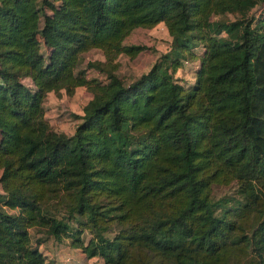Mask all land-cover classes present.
<instances>
[{"label":"trees","instance_id":"obj_1","mask_svg":"<svg viewBox=\"0 0 264 264\" xmlns=\"http://www.w3.org/2000/svg\"><path fill=\"white\" fill-rule=\"evenodd\" d=\"M263 3L0 0V204L17 208L0 222V264H47L31 230L60 239L72 225L93 232L101 264H264V14H244ZM225 12L240 17L210 19ZM158 22L174 45L126 81L123 39ZM90 49L102 59L86 66L103 78L77 69ZM192 59L186 87L174 73ZM61 84L90 94L71 143L44 117L46 94ZM124 123L145 131L128 154L113 134ZM230 181L241 201L216 213L211 187ZM108 204L113 219L100 210ZM175 225L184 229L172 237Z\"/></svg>","mask_w":264,"mask_h":264},{"label":"rangeland","instance_id":"obj_2","mask_svg":"<svg viewBox=\"0 0 264 264\" xmlns=\"http://www.w3.org/2000/svg\"><path fill=\"white\" fill-rule=\"evenodd\" d=\"M264 14V5L256 4L251 9L244 12L245 18L259 16ZM240 17L238 12H225L220 14H212L210 19L216 21H230ZM253 24V23H252ZM216 37H225L223 31H217L214 34ZM144 45L146 48L140 51L135 57L129 58L126 53L127 49L135 45ZM174 45L173 38L167 33V30L162 22H158L152 27H136L134 28L123 41L122 52L118 56L117 74L126 79L132 80L145 72L152 64L159 65L160 53L166 51ZM130 46V47H129ZM129 47V48H128ZM202 46L198 44L192 51L195 54L202 53ZM41 52L46 54L47 47L41 46ZM102 57L98 49H90L81 53L78 63V68H84L87 76L103 78V75L92 67H87L88 61L97 60ZM198 60L192 59L184 61L175 71L174 77L184 86L189 87L195 78V69L198 66ZM21 81L30 86L29 76H21ZM66 85L61 84L49 91L44 100V117L54 131L63 135L68 143L72 142L75 125L80 120L81 107L89 97V92L84 87L74 89L72 94L66 92ZM118 129L113 130L114 136L117 138L118 150L126 154L130 153L133 148L140 145L141 140L145 136V131H132L127 123L117 125ZM257 186L264 191V181H257ZM1 194V190H0ZM210 197L214 204L216 213L221 212L225 206H230L241 201V196L236 192L234 181H230L225 185H213L210 190ZM54 199L50 198L45 209L52 211L54 208ZM100 210L103 214L113 219L118 214L117 205L108 204L102 205ZM17 213V208L7 207L0 204V222L5 216ZM163 212L158 214L159 219H163ZM72 225V224H71ZM179 225V224H178ZM175 225L168 230L177 237V229L181 231L184 227ZM118 225L113 221L104 233L107 236H112L117 231ZM33 233V241L37 238L42 239L39 246L40 252L47 257L49 264H101L102 259L94 252L95 242L93 232L84 228H78L74 225L66 227L60 234V239L47 236L41 231L31 230ZM163 264H166L165 262Z\"/></svg>","mask_w":264,"mask_h":264},{"label":"crops","instance_id":"obj_3","mask_svg":"<svg viewBox=\"0 0 264 264\" xmlns=\"http://www.w3.org/2000/svg\"><path fill=\"white\" fill-rule=\"evenodd\" d=\"M132 30H133V29H132ZM123 41H124V39H123ZM122 43H123V42H122ZM138 53H139V52H138ZM138 53H137V54H138ZM120 54H122V52L119 53V55H120ZM137 54H136V55H137ZM119 55H118V56H119ZM136 55H135V56H136ZM118 56H117V59H118ZM135 56H134V57H135ZM128 57H129V56H128ZM129 58H130V57H129ZM132 58H133V57H132ZM100 59H102V57H101ZM117 61H118V60H117ZM129 81H130V80H129ZM78 87H81V86H77V87H75V89L78 88ZM82 87H83V86H82ZM89 96H90V94H89ZM88 98H89V97H88ZM84 103H85V102H84ZM0 190H1V188H0ZM39 246H40V244L38 245V249H39ZM38 251L40 252V250H38ZM40 253L43 255V257H44L46 263L49 264V263L47 262V260H46L47 258H45V257H47V256H46L44 253H42V252H40Z\"/></svg>","mask_w":264,"mask_h":264},{"label":"built area","instance_id":"obj_4","mask_svg":"<svg viewBox=\"0 0 264 264\" xmlns=\"http://www.w3.org/2000/svg\"><path fill=\"white\" fill-rule=\"evenodd\" d=\"M263 5H264V3H263Z\"/></svg>","mask_w":264,"mask_h":264}]
</instances>
